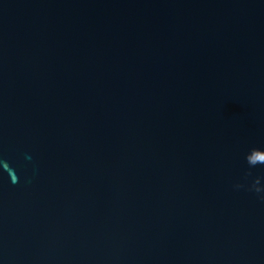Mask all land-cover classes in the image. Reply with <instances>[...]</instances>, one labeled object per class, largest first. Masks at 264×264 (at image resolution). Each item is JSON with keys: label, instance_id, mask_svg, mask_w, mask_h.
Wrapping results in <instances>:
<instances>
[{"label": "water", "instance_id": "obj_1", "mask_svg": "<svg viewBox=\"0 0 264 264\" xmlns=\"http://www.w3.org/2000/svg\"><path fill=\"white\" fill-rule=\"evenodd\" d=\"M0 264H264V0H0Z\"/></svg>", "mask_w": 264, "mask_h": 264}]
</instances>
